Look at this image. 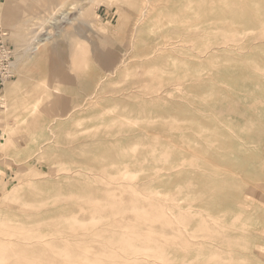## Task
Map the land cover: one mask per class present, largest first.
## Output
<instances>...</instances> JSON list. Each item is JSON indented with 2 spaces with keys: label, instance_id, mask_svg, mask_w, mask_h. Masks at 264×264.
<instances>
[{
  "label": "rangeland",
  "instance_id": "rangeland-1",
  "mask_svg": "<svg viewBox=\"0 0 264 264\" xmlns=\"http://www.w3.org/2000/svg\"><path fill=\"white\" fill-rule=\"evenodd\" d=\"M200 1L192 21L180 0H0L14 52L0 84V238L18 240L3 264H264V0ZM72 213L88 229H68ZM35 236L50 245L25 249ZM65 236L78 242L63 251Z\"/></svg>",
  "mask_w": 264,
  "mask_h": 264
},
{
  "label": "bare ground",
  "instance_id": "bare-ground-1",
  "mask_svg": "<svg viewBox=\"0 0 264 264\" xmlns=\"http://www.w3.org/2000/svg\"><path fill=\"white\" fill-rule=\"evenodd\" d=\"M151 1H152V0H151ZM221 1H223L222 3H224V4L226 3V5H227V3H229V0H221ZM233 1H235V0H232L231 4L234 3ZM241 1H242V0H240V3H241ZM246 1H247V0H246ZM252 1H255V0H252ZM256 1H257V0H256ZM258 1H259V0H258ZM140 2H141V0H140ZM140 2H139V3H140ZM238 2H239V1H237V3H238ZM244 2H245V1H244ZM244 2H243V3H244ZM217 3H218V2H217ZM247 3H250V1L247 2ZM255 3H256V2H255ZM260 3H262V2H259V6H258V7L261 8V9H260V11H261V10H262V7H260V5H261ZM128 4H129V3H128ZM180 4H181V5H180L179 9H183V10H184V16H188V15H189L188 10H189V11H192V12H190V13H193V14L196 16L195 19H191L192 21H195V20L197 19V17H198L197 15H198L199 13H201V12L203 11V9H204V10L206 9V8L202 5V3H201L200 0H180ZM220 4H221V3H220ZM245 4H246V3H245ZM245 4H244V5H245ZM250 4H251V3H250ZM252 4H253V2H252ZM137 5H138V4H137ZM140 5H141V4H140ZM159 5H160V4H159ZM215 5H216V4H215ZM246 5H247V4H246ZM246 5H245V6H246ZM255 5H257V3H256ZM217 6H219V3L217 4ZM220 6H221V5H220ZM230 6H231V5H230ZM232 6H233V5H232ZM248 6H250V5H248ZM262 6H263V4H262ZM151 7H152V6H151ZM153 7L155 8V6H153ZM209 7H210V6H209ZM225 7H226V6H225ZM227 7H229V4H228ZM251 7H252V6H250L249 8H251ZM133 8H134V7H133ZM142 8H143V7H142ZM149 8H150V7L147 6V7H145L144 10H143V9H142V10H143V12H144V11H148ZM213 8H214V7H213ZM221 8L223 9L224 7L221 6ZM221 8H219V9L221 10ZM247 8H248V7H247ZM253 8H255V7L253 6ZM253 8H251V9H253ZM135 9H136V8H135ZM219 9H218L216 12H218ZM244 9H245V8H244ZM251 9H250V10L248 9L249 12H251ZM155 10H156V9H155ZM206 10H207V9H206ZM227 10H232V9L229 8V9H227ZM227 10H226V11H227ZM239 10H240V9H239ZM181 11H182V10H181ZM222 11H223V10H222ZM222 11H221V12H222ZM241 11H242V10H241ZM208 12H209V11H208ZM212 12H213V11H212ZM212 12H211V13H212ZM223 12H224V11H223ZM232 12H233V11H232ZM242 12H244V11H242ZM20 13H21V12H20ZM140 13H141V12H140ZM224 13H225V12H224ZM208 14H209V13L206 14V18H207V16H208ZM220 14H221V18H222L223 13H220ZM220 14L218 15L219 17H220ZM228 14H229V13H228ZM258 14H259V13H258ZM261 14H262V13H261ZM53 15H54V14H53ZM199 15H200V14H199ZM209 15H210V14H209ZM214 15H215V13H214ZM225 15H226V13H225ZM229 15L231 16V14H229ZM244 15L247 16V17L249 18L248 15H246V14H244ZM253 15H254V13H253ZM259 15H260V14H259ZM43 16H45V15H43ZM68 16H69V15H68ZM189 16H190V15H189ZM195 16H194V17H195ZM232 16H233V14H232ZM234 16H236V15H234ZM263 16H264V15H263ZM263 16H262V17H263ZM38 17H39V16H38ZM38 17L36 16V18H38ZM49 17H50V15H49ZM140 17H141V16H140ZM140 17H139V18H140ZM209 17H210V16H209ZM223 17H224V16H223ZM237 17H239L238 14H237ZM241 17H242V16H241ZM241 17H240V18H237V19L242 20V18H244V16H243L242 18H241ZM26 18H27V16L25 17V19H26ZM29 18H30V17H29ZM29 18H27V20H28ZM44 18H45V17H44ZM63 18H64V17H63ZM66 18H67V17H66ZM74 18H75V17H74ZM141 18H143V17H141ZM206 18L204 19L205 22H206ZM216 18L218 19L217 14H216ZM226 18H227V16H226ZM235 18H236V17H234V19H235ZM252 18H253V17H252ZM259 18H260V22H263V21H264V20L261 21L262 19H261L260 16H259ZM259 18H258V19H259ZM45 19H46V18H45ZM45 19H44V20H45ZM179 19L181 20V18H179ZM201 19H203V18H201ZM227 19H228V18H227ZM229 19H232V18L229 17ZM263 19H264V17H263ZM23 20H24V19H23ZM34 20H35V19H34ZM37 20L39 21V19H37ZM37 20H35V24H37V23H36ZM46 20H47V19H46ZM46 20H45V21H46ZM49 20H50V19H49ZM60 20H61V19H60ZM63 20H64V19H63ZM72 20H73V19H72ZM240 20H239V21H240ZM245 20L247 21L248 19H245ZM25 21H26V20H25ZM31 21H32V20H31ZM56 21H57V20H56ZM69 21H70V20H69ZM200 21H201V20H200ZM202 21H203V20H202ZM202 21H201V22H202ZM208 21L210 22V20H208ZM252 21H253V19H252ZM256 21H257V18H256ZM20 22H21V21H20ZM29 22H30V21H29ZM41 22H42V21H41ZM41 22L39 21V23H41ZM66 22H67V21H66ZM217 22H220V21H217ZM225 22H226V21H225ZM225 22H221V23H225ZM234 22H235V20H234ZM253 22H255V20H254ZM44 23H45V22H44ZM80 23H81V22H80ZM177 23L185 24V23H186V18L182 19L180 22H177ZM199 23H200V22H199ZM227 23H228V21H227ZM230 23H231V22H230ZM230 23H228V24H230ZM248 23H249V22H248ZM186 24H187V23H186ZM189 24H190V23H189ZM203 24H204V23H203ZM216 24H217V23H216ZM235 24H236V23H235ZM242 24H243V23H242ZM253 24H256V22H255V23H252V27H253ZM263 24H264V22H263ZM263 24H261V25H263ZM86 25H87V24H86ZM201 25H202V24H201ZM208 25H209V24H208ZM208 25H207V26H208ZM226 25H227V24H226ZM256 25H258V23H257ZM256 25H254V26L256 27ZM183 26H184V25H183ZM188 26H189V25H188ZM192 26H193V25H192ZM195 26H196V25H195ZM207 26H206V27H207ZM228 26H232V25H228ZM238 26H239V25H238ZM243 26H244V25H243ZM245 26H246V25H245ZM25 27H26V26H25ZM186 27H187V25H186ZM197 27H199V26H197ZM263 27H264V26H263ZM28 28H29V27H28ZM178 28H181V27H178ZM201 28H203V27H201ZM235 28H237V27H235ZM240 28H241V25H240ZM248 28H249V27H248ZM253 28H254V27H253ZM186 29H187V28H186ZM211 29H212V28H211ZM229 29H230V28H229ZM246 29H247V28H246ZM244 30H245V28H244ZM257 30H258V29H257ZM175 31H176V30H175ZM254 31H256V29H255ZM49 32H50V31H49ZM135 32H136V31H135ZM242 32H243V31H242ZM256 32H257V31H256ZM21 33H22V32H21ZM38 33H39V32H38ZM51 33H52V32H51ZM204 33H205V32H204ZM220 33H222V32L220 31ZM240 33H241V32H240ZM245 33H246V32H245ZM248 33H249V32H248ZM252 33H253V32H252ZM252 33H250V34H252ZM262 33H263V32H262ZM262 33H261V34H262ZM62 34H63V33H62ZM134 34H135V33H134ZM256 34H257V33H256ZM258 34H259V33H258ZM65 35H66V34H65ZM186 35H187V34H186ZM189 35H190V34H189ZM255 36H256V35H255ZM255 36H254V38H255ZM261 36H263V35H261ZM27 37H28V36H27ZM177 37H178V35H177ZM182 37H183V36H182ZM50 38H51V36H50V34H49V36L46 37V38L44 39V41L50 40ZM52 38H54V37H52ZM52 38H51V39H52ZM180 38H181V37H180ZM221 38H222V37H221ZM249 38H250V37H249ZM249 38H248L247 40H249ZM252 38H253V37H252ZM252 38H251V39H252ZM41 39H42V38H41ZM181 39H182V38H181ZM52 40H53V39H52ZM133 40H134V39H133ZM218 40H219V38L217 39V43H220V42H218ZM247 40H246V41H247ZM102 41H103V40H102ZM180 41H181V40H180ZM183 41H184V40H183ZM192 41H193V40H192ZM254 41H255V40H254ZM40 42H41V41H40ZM40 42H39V43H40ZM50 42H52V41H50ZM103 42H104V41H103ZM177 42H178V41H177ZM39 43H38V44H39ZM46 43H47V42H46ZM44 44H45V42H43L41 45H44ZM169 44H170V43H169ZM175 44H176V42H175ZM177 44H178V43H177ZM183 44H184V43H183ZM220 44H221V43H220ZM49 45H50V43H49ZM55 45H56V44H55ZM160 46H161V45H160ZM168 46H169V45H168ZM170 46H171V44H170ZM172 46H173V45H172ZM228 46H229V45H228ZM31 47H32V46H31ZM35 47H36V49L41 48V46H35ZM158 47H159V46H158ZM163 47H165V45H164ZM216 47H217V46H216ZM225 47H226V46H225ZM225 47H224V48H225ZM231 47H232V45H231ZM231 47H229V48L232 50ZM79 48H80V47H79ZM159 48H160V47H159ZM185 48H186V47H185ZM210 48H211V47H210ZM217 48H218V47H217ZM217 48H216V49H217ZM220 48H221V45H220ZM156 49H157V47H156ZM175 49H176V48H175ZM216 49L214 48V50H216ZM28 50H29V49H28ZM88 50H89V49H88ZM131 50H132V49H131ZM154 50H155V49H154ZM157 50H158V49H157ZM159 50L161 51V49H159ZM159 50L156 51V52H159ZM164 50H165V49H164ZM164 50H163V51H164ZM166 50H167V47H166ZM173 50H174V48H173ZM180 50H181V49H180ZM206 50H207V49H206ZM206 50H205V51H206ZM240 50H241V49H240ZM86 51H87V50H86ZM182 51H183V50H182ZM87 52H88V51H87ZM153 52H154V51H153ZM156 52H155V53H156ZM218 52H219V51H218ZM218 52H217V53H218ZM89 53H90V52H89ZM176 53H177V52H176ZM206 53H207V52H206ZM206 53H205V54H206ZM208 53H209V52H208ZM208 53H207V55H208ZM210 53H211V52H210ZM231 53H232V51H231ZM234 53H235V52H233V54H234ZM162 54H163V53H162ZM162 54H161V55H162ZM213 54H214V52H213ZM48 55H49V54H48ZM154 55H156V54H154ZM199 55H200V54H199ZM207 55H206V56H207ZM152 56H153V55H152ZM152 56H151V57H152ZM158 56H160V55H158ZM184 56H185V55H184ZM235 56H236V55H235ZM77 57H78V56H77ZM82 57H83V55H82ZM208 57H211V55L208 56ZM83 58H84V57H83ZM218 59H219V58H218ZM251 59H252V58H251ZM251 59H250V60H251ZM69 60H70V59H69ZM80 60H81V59H80ZM147 60H148V59H147ZM199 60H200V59H199ZM243 61H244V60H243ZM248 61H249V59H248ZM85 62H86V60H85ZM254 62H255V61H254ZM256 63H257V62H256ZM122 64H123V63H122ZM212 64H213V63H212ZM118 65H119V64H118ZM257 65H258V64H257ZM255 67H257V66H255ZM259 67H260V66H259ZM115 68H116V67H115ZM120 68H122V66H121ZM120 68H118V69H120ZM206 68H207V67H206ZM206 68H205V69H206ZM261 68H262V67H261ZM118 69H117V71H118ZM203 69H204V68H203ZM254 69H255V68H254ZM256 69L258 70V68H256ZM263 69H264V68H263ZM259 70H260V68H259ZM115 71H116V70H115ZM203 71H204V70H203ZM262 71H263V70H262ZM76 73H77V72H76ZM111 75H113V74H111ZM155 79H156V78H155ZM101 80H102V79H101ZM101 80L99 81L100 83H101ZM198 80H199V79H198ZM103 82H104V80H103ZM153 82H154V79H153ZM179 82H180V81H179ZM178 84H179V83H178ZM57 85H58V84H57ZM102 85H103V84H102ZM102 85H101V86H102ZM142 85H143V84H142ZM135 86H136V85H135ZM159 86H160V84H159ZM163 86H166V85H165V84H161V86H160L159 89L157 90L159 93L156 92V95L154 94V96H151V95H148V96H150V97H152V98H156V97L160 96L162 93H164ZM33 87H34V86H33ZM175 87H176V86H175ZM257 87H258V86H257ZM259 87H260V86H259ZM148 88H149V87H148ZM148 88H147V89H148ZM261 88H262V87H261ZM31 89H32V88H31ZM141 89H142V88H141ZM165 89H166V88H165ZM29 90H30V89H29ZM98 90H99V89H98ZM178 90H179V89H178ZM30 91H31V90H30ZM43 91H44V89H43ZM141 91H142V90H141ZM160 91H161V92H160ZM263 91H264V90H263ZM95 92H96V91H95ZM152 92H153V91H152ZM154 92H155V91H154ZM169 92H170V91H169ZM44 93H45V92H44ZM27 94H28V93H27ZM29 94H30V93H29ZM143 94H144V93H143ZM152 94H153V93H152ZM158 94H160V95H158ZM25 95H26V94H25ZM31 95H32V94H31ZM168 95H169V94H168ZM29 96H30V95H29ZM35 96H36V95H35ZM35 96H34V97H35ZM36 97H37V96H36ZM87 97H88V96H87ZM38 98H39V96H38ZM89 98H90V97H89ZM97 98H98V97H97ZM129 98H131V97H129ZM85 99H86V98H85ZM90 99H91V98H90ZM36 100H37V99H36ZM39 100H40V99H39ZM34 101H35V100H34ZM34 101H33V102H34ZM89 101H90V100H89ZM94 101H95V99H94ZM33 102H32V105H33ZM28 103H29V102H28ZM34 104H37V105H38L39 102H38V103H34ZM80 104H81V103H80ZM114 104H115V103H114ZM26 105H27V104H26ZM116 105H117V104H116ZM80 106L82 107L83 105H80ZM114 106H115V105H114ZM29 107H30V106H29ZM31 107H32V106H31ZM36 107L39 108L38 106H36ZM78 107H79V105H78ZM27 108H28V107H27ZM27 108H26V109H27ZM123 108H124V107H123ZM30 109H31V108H30ZM80 109H81V108H80ZM111 109H112V108H111ZM34 110L36 111L35 108H34ZM107 110H110V108L107 109ZM137 110H138V109H137ZM141 110H142V109H141ZM141 110H140V111H141ZM144 110H145V109H144ZM27 111H28V110H27ZM114 111H115V110H114ZM114 111H113V112H114ZM30 112H31V111H30ZM30 112L28 111L29 114H30ZM141 112H143V110H142ZM145 112H146V111H145ZM26 113H27V112H26ZM131 113H132V112H131ZM143 113H144V112H143ZM31 114H32V113H31ZM135 114H136V113H135ZM149 114H151V113H149ZM260 114H261V113H260ZM214 115H215V114H214ZM16 116H17V115H16ZM143 116H144V114H143ZM33 117H34V116H33ZM73 117H74V116H73ZM132 117H133V116H132ZM15 118H17V117H15ZM23 118H28V117H27V116L24 117V115H23ZM58 118H61V117H56V118H54V120H56V119H58ZM259 118H261V117L259 116ZM259 118H258V119H259ZM128 119H129V118H128ZM131 119H133V118H131ZM145 119H146V118H145ZM147 119H148V118H147ZM68 120H70V118H69ZM126 120H127V119H126ZM129 120H130V119H129ZM133 120H134V119H133ZM136 120H140V119H136ZM141 120H142V119H141ZM260 120H261V119H260ZM18 121H19V120H18ZM115 121H116V120H115ZM122 122H123V121H122ZM135 122H136V121H135ZM135 122H134V123H135ZM137 122H138V121H137ZM141 122H142V121H141ZM13 123H14V122H13ZM113 123H114V122H113ZM130 123H131V122H130ZM132 123H133V122H132ZM147 123H148V122H147ZM257 123H258V122H257ZM121 124H122V123H121ZM124 124L126 125L127 123H124ZM116 125H117V124H116ZM131 125H132V124H131ZM136 125H137V124H136ZM102 127H103V126H102ZM106 127H107V126H106ZM108 127H109V126H108ZM152 127H153V126H152ZM12 128L14 129V127H12ZM15 129H16V128H15ZM20 129H21V128H20ZM14 131H15V130H14ZM12 133H13V132H12ZM94 133H95V132H94ZM196 133H197V132H196ZM10 134H11V133H10ZM198 135H199V134H198ZM218 135H219V134H218ZM20 137H21V136H20ZM11 138H12V137H11ZM12 139H13V138H12ZM156 139H157V138H156ZM156 139H155V140H156ZM6 140H7L6 143L9 144L8 141L11 140V139H10V137H9V139L7 138ZM155 140H154V141H155ZM157 140H158V139H157ZM190 141H191V140H190ZM47 142H48V141H47ZM255 142H256V141H255ZM48 143H49V142H48ZM50 143H51V142H50ZM188 143H189V141H188ZM213 143H214V142H213ZM213 143H212V144H213ZM2 144H5V143H2ZM10 144H11V143H10ZM12 144H13V143H12ZM46 144H47V143H46ZM130 144H131V143H130ZM130 144H128V145H130ZM157 144H158V143H156V145H157ZM196 144H198V143H196ZM0 145H1V143H0ZM14 145H15V144H14ZM128 145H127V147H128ZM131 146H132V144H131ZM134 146H135V145H134ZM146 146H147V145H146ZM154 146H155V145H154ZM129 147H130V146H129ZM136 147H137V146H136ZM136 147H135V148L132 147V149L130 148V149H131V152L136 151V150H135ZM189 147H190V146H189ZM0 148H1V147H0ZM41 148H42V147H41ZM41 148H40V149H41ZM137 148H138V147H137ZM133 149H134V150H133ZM153 149H155V148H153ZM189 149H190V148H189ZM102 150H103V149H102ZM132 150H133V151H132ZM147 150H148V149H147ZM167 150H168V149H167ZM154 151H155V150H154ZM154 151H153V153H154ZM165 151H166V149H165ZM165 151H164V153H165ZM151 152H152V151H151ZM156 152H157V151H156ZM167 152L170 153L169 150H168ZM164 153H163V155H165V154H166V156L169 155V154H167V153H165V154H164ZM196 153H198V152H196ZM154 154H155V153H154ZM170 154H171V153H170ZM134 155H135V154H134ZM100 156H101V155H100ZM161 156H162V153H161ZM133 157H134V156H133ZM162 157H163V156H162ZM162 157H160V158H162ZM160 158H159V159H160ZM163 158H164V157H163ZM163 158H162L161 160H164ZM170 158H171V157H170ZM159 159H158V160L156 159V160L159 161ZM168 159H169V158H168V156H167V159H166V160H168ZM37 161H38V160H37ZM144 161H145V160H144ZM166 162H168V161H165V163H166ZM155 163H156V162H155ZM158 163L160 164V161H159ZM111 164H112V163H111ZM111 164H110V165H111ZM126 164H127V163H126ZM161 164H163V163H161ZM53 165H54V164H53ZM53 165H52V166H53ZM55 165H56V164H55ZM117 165H118V164H117ZM157 165H158V164H157ZM164 165H165V164H164ZM179 165H180V164H179ZM179 165H177V166L180 167ZM183 165H184V164H183ZM104 166H105V165H104ZM106 166H107V165H106ZM111 166H113V165H111ZM167 166H169V165H166V167H167ZM170 166H171V164H170ZM218 166H219V165H218ZM54 167H55V166H54ZM157 167H158V166H157ZM157 167H156V168H157ZM163 167H164V166H163ZM220 167H221V166H220ZM159 168H160V167H159ZM170 168H172V167H170ZM172 169H173V168H172ZM176 169H177V168H176ZM119 170H120V168H119ZM166 170H167V169H166ZM78 171H79V170H78ZM162 171H163V170H162ZM162 171H161V172H162ZM33 172H34V171H33ZM75 172H76V171H75ZM19 173H20V172H19ZM72 173H73V172H72ZM107 173H108V172H107ZM120 173H121V172H119V174H120ZM139 173H140V172H139ZM52 174H53V173H52ZM108 174H110V173H108ZM119 174H118V175L116 174V175L119 176ZM131 174H133V173H132V172L130 173V172L127 171V170H126V171L124 170V172L122 171V173H121V175H123V176L126 177L127 179H128V178L130 179L129 182L126 181V182L129 183V184L132 183L133 180H134V178H135V177H132L134 174H133V175H131ZM136 174H137V172H136ZM22 175H23V174H22ZM25 175H26V174H25ZM35 175H36V173H35ZM106 175H107V174H106ZM114 175H115V174H114ZM159 175H160V174H159ZM33 176H34V175H33ZM111 176H112V178H113V174H111ZM117 176H116V177H117ZM134 176H135V175H134ZM163 176H164V175H163ZM28 177H29V176H28ZM98 177H99V176H98ZM114 177H115V176H114ZM159 177H160V176H159ZM75 178H76V177H75ZM102 178H103V177H102ZM104 178H106V177H104ZM108 178H109V180H110V178H111L110 175H109ZM161 178H162V177H161ZM63 179H64V178H63ZM71 179H72V178H71ZM159 179H160V178H159ZM65 180H66V179H65ZM97 180H98V179H97ZM111 180H112V179H111ZM113 180H114V179H113ZM150 180H151V179H150ZM23 181H24V180H23ZM28 181H30V180H28ZM79 181H80V180H79ZM116 181H118V180H116ZM20 182H21V181H20ZM31 182H32V181H31ZM80 182H81V181H80ZM85 182H86V181H85ZM119 182H120V181H119ZM26 183H27V182H26ZM133 183H134V182H133ZM142 183H143V182H142ZM161 183H163V182H161ZM19 185H20V184H19ZM19 185H18V186H19ZM86 185H87V184H86ZM88 185H89V184H88ZM135 185H136V184H135ZM13 187H14V186H13ZM32 187H33V186H32ZM180 188H181V187H180ZM3 189H4V188H3ZM18 190H20V188H16V189H15V192L17 193ZM36 190H37V189H36ZM155 190H156V189H155ZM157 191H158V190H157ZM116 192H117V191H116ZM120 192H121V190L119 191V193H120ZM150 192H151V191H150ZM158 192H159V191H158ZM158 192H157V193H158ZM8 193H9V192H8ZM8 193H7V194H8ZM72 193H73V191H72ZM74 193H76V192L74 191ZM77 193H78V192H77ZM155 193H156V192H155ZM178 193H180V191H179ZM178 193H177V194H178ZM123 194H124V193H123ZM125 194H126V193H125ZM127 194H129V193H127ZM149 194H150V193H149ZM152 194H153V192H152ZM160 194H161V193H160ZM168 194H169V193H168ZM177 194H176V195H177ZM189 194H190V192H189ZM178 195H179V194H178ZM18 196H20V195H18ZM146 196H147V195H146ZM15 197H16V196H15ZM54 197H55V196H54ZM54 197H53V198H54ZM63 197H64V196H63ZM65 197H66V196H65ZM121 197H122V196H121ZM56 198H57V197H56ZM58 198H59V197H58ZM58 198H57V199H58ZM169 198H170V197H169ZM20 199H21V198H20ZM60 199H61V197H60ZM111 199H113V198H111ZM176 199H177V198H176ZM78 200H79V199H78ZM169 200L171 201V199H169ZM172 200H173V199H172ZM0 201H1V200H0ZM106 201H107V200H106ZM47 202H48V201H47ZM47 202H46V203H47ZM55 202H56V201H55ZM176 202H177V201H176ZM176 202L174 201V202H172V203H175V204H176ZM181 202H182V201H181ZM183 202L185 203V201H183ZM96 203H97V202H96ZM96 203H95V204H96ZM101 203H102V202H101ZM106 203H108V202H106ZM143 203H144V202H143ZM178 203H180V201H179ZM14 204H15V203H14ZM40 204H41V203H40ZM98 204H99V203H98ZM98 204H97V205H98ZM189 204H190V203H189ZM53 205H54V204H53ZM97 205H96V206H97ZM100 205H101V204H100ZM177 205H181V204H177ZM190 205H191V204H190ZM39 206H40V205H39ZM78 206H79V205H78ZM148 206H149V205H148ZM169 206H170V207H168V209H169V208L171 209V208H172L171 206H173V205H169ZM188 206H189V205H188ZM42 207H43V206H42ZM173 207H174V206H173ZM181 207H183V206H181ZM181 207H180V208H181ZM29 208H30V207H29ZM133 208H134V207H133ZM176 208H178V206H177ZM180 208H179V210H180ZM186 208H187V207H186ZM188 208H190V207H188ZM81 209H82V208H81ZM84 209H85V208H84ZM84 209H83V210H84ZM170 209H169V210H170ZM173 209H175V208H172L171 210H173ZM191 209H192V208H191ZM23 210H24V209H23ZM187 210H188V209H187ZM195 210H196V208H195ZM195 210H194V214H195ZM80 211H81V210H80ZM183 211H184V210H183ZM183 211H180V212H183ZM188 211H189V210H188ZM188 211H186V212H188ZM196 211H197V210H196ZM26 212H27V211H26ZM74 212H75V211H74ZM76 213H77V212H75L74 214H76ZM170 213H171V212H170ZM188 213H190V211H189ZM197 213H198V212H197ZM199 213H201V212L199 211ZM174 214H175V213H174ZM178 214H179V213L177 212V215H178ZM207 214H208V213H207ZM225 214H226V213H225ZM72 215H73V213L71 214V218H70L68 215H67L66 217H63V219H66L64 222L66 223V227H67L68 229L72 230V232L88 229L87 227H89L90 225H89V226H86V223H85V222L87 221L86 219H85V220L83 219V221H80L79 219H77L78 216H77V218H75L74 216L72 217ZM77 215H78V214H77ZM113 215H114V214H113ZM192 215H193V213H192ZM197 215H200V214H197ZM201 216H202V215H201ZM237 216H238V215H237ZM67 217H68V218H67ZM80 217H81V215L79 216V218H80ZM95 217H96V216H95ZM104 217L106 218V216H104ZM212 217H214V216L212 215ZM212 217H211V218H212ZM218 217H219V216H218ZM239 217H240V216H239ZM56 218H57V217H56ZM61 218H62V216H61ZM81 218H82V217H81ZM81 218H80V219H81ZM107 218H108V216H107ZM235 218H237V217H235ZM240 218H241V217H240ZM10 219H12V218H10ZM63 219H62V220H63ZM99 219H100V218H99ZM99 219H98V220H99ZM102 219H103V217H102ZM221 219H222V218H221ZM238 219H239V218H238ZM238 219H237V221H238ZM6 220L8 221V219H6ZM32 220H33V219H32ZM90 220H91V219H90ZM90 220H88V221H90ZM93 220L95 221V219H93ZM93 220H91V221L94 222ZM105 220H106V219H105ZM159 220H160V219H159ZM10 221H11V223H13L12 220H9V223H10ZM28 221H30V220L22 221V222H21V223H22V227H20V228H25L26 226H28L27 224H30V223H28ZM38 221H39V220H38ZM38 221H37V222H38ZM48 221H49V220H48ZM91 221H90V222H91ZM100 221H101V219H100ZM103 221H104V220H103ZM234 221H236V220H234ZM17 222H18V221H17ZM215 222H216V220H215ZM217 222H218V221H217ZM217 222H216V223H217ZM241 222H242V221H241ZM5 223H6V222H5ZM41 223H42V221H41ZM43 223H44V222H43ZM98 223H99V222H98ZM98 223H97V224H98ZM103 223H104V222H103ZM38 224H39V223H38ZM48 224H49V223H48ZM56 224H57V223H56ZM60 224H61V223H60ZM95 224H96V223H95ZM243 224H244V223H243ZM34 225H35V223H34ZM91 225H92V223H91ZM186 225H187V224H186ZM228 225H229V224H228ZM245 225H246V224H245ZM245 225H244V226H245ZM219 226H220V225H219ZM94 227H95V226H94ZM94 227H93V228H94ZM96 227H97V226H96ZM100 227H101V225H100ZM176 227H177V225H176ZM187 227H188V226H187ZM227 227H228V226H227ZM65 229H66V228H65ZM119 229H120V228H119ZM231 229H232V228H231ZM239 229H240V228H239ZM7 230H8V229H7ZM117 230H118V229H117ZM123 230H125V229H123ZM128 230H129V229H128ZM228 230H230V229H228ZM233 230H234V229H233ZM127 232H128V231L126 230L125 233L128 234ZM147 232H148V231H147ZM125 233H122V234H125ZM191 233H192V232H191ZM118 234H120V233H118ZM201 234H202V233H201ZM223 234H224V233H223ZM242 234H243V233H242ZM247 234H248V233H247ZM74 235H75V233H74ZM128 235H129V234H128ZM191 235H192L191 238H194V237H195V236L193 237L194 233L191 234ZM249 235H250V234H249ZM2 236H5V235H2ZM116 236H118V235L116 234V231H115V232H113V235H110V236H109V238H110V239L118 238V239L113 240V242H120V241H122V240H121L122 238L124 239V236H125V235L122 236V235L120 234L118 237H116ZM126 236H127V235H126ZM155 236H156V235H155ZM189 236H190V235H189ZM97 237H98V236H97ZM103 237H104V236H103ZM106 237H107V236H106ZM131 237H132V236H131ZM208 237H209V236H208ZM210 237H211V236H210ZM100 238H101V237H100ZM129 238H130V237H129ZM160 238H161V237H160ZM187 238H188V236H187ZM206 238H207V237H206ZM6 239H7V238H6ZM61 239H62V240H61L60 242H61V245H62V246H61V249H60V250H63V251H64V250H70V249H69V246L72 245V243H73L72 240H76V242H78V240H77V236H74V237H72V238H71V236H65V237H61ZM110 239H109V240H110ZM119 239H120V240H119ZM188 239H189V238H188ZM238 239H239V238H238ZM104 240H106V239L104 238ZM189 240H190V239H189ZM17 241H18V240H9V239H8V242H7V241H5V240L3 239V237L0 238V244H3V243H5V242H7V243L5 244V246L2 245V248H0V249H1V251H0V264H3V263L5 262V260H6V255H7V250H10V248H9L7 245H9L10 247H11V246H14V248H15V244H16V243L18 244ZM110 241H111V240H110ZM21 242H22V245H23L24 247H28V248H25V249H31V248H34V247H38L39 245H40V246H44V245H47V244L50 245V243H51V242H49V240H47V239H46L45 241H39V236L26 238V239L22 240ZM21 242H20V243H21ZM207 242H208V241H207ZM123 243H126L125 245H126V247L129 248V250H133V249L135 248L134 242H132L131 240H127V239H126ZM201 243H202V242H201ZM199 244H200V242H199ZM203 244H204V243H203ZM208 244H209V242H208ZM22 245H21V246H22ZM138 245H139V243H138ZM205 245H207V244H205ZM212 245H213V244H212ZM212 245H211V246H212ZM59 246H60V245H59ZM199 247H200V246H199ZM246 247H247V246H246ZM14 248H11V250L14 249ZM59 248H60V247H59ZM173 248H174V247H173ZM173 248H171V249H173ZM203 248H204V247H203ZM151 249H152V248H151ZM246 249H247V248H246ZM11 250H10V251H11ZM141 250H143V249H141ZM148 250H150V249L148 248ZM154 250H156V249L154 248ZM167 250H168V249H166V250L164 249V251H167ZM202 250H203V249H202ZM13 251H14V250H13ZM168 251H169V250H168ZM168 251H167V252H168ZM8 252H9V251H8ZM16 252H17V251H16ZM16 252H14V253H16ZM149 252H150V251H149ZM162 252H163V251H162ZM179 252H181V251H179ZM215 252H216V251H215ZM145 253H146V255H147L148 252H145ZM170 253H171V252H170ZM172 253H175V252H172ZM181 253H182V252H181ZM190 253H191V251H190ZM197 253L199 254V253H201V251H199V252H197ZM197 253H196V255H197ZM208 253H209V252H208ZM210 253H211V252H210ZM216 253H217V252H216ZM9 254H10V253H9ZM18 254H19V253H18ZM66 254H67V253H66ZM129 254H136V255H134V258H135V259H139V258H142V257H143V256L140 257V256H141L140 254H144V253H142V252H138V253H136V252H129ZM165 254H166V253H165ZM176 254H177V252H176ZM206 254H207V253H206ZM213 254H214V253H211V255H213ZM217 254H218V253H217ZM62 255H65V252H64V254L62 253ZM96 255H98V257H97L98 259H99V258H103V257H113V256H114L112 252H110V253L101 252V253H97ZM125 255H126V254H125ZM150 255H151V254H150ZM152 255H153V254H152ZM170 255H171V254H168L167 256H170ZM199 255H200V254H199ZM199 255H198V256H199ZM218 255H219V254H218ZM144 256H145V254H144ZM167 256H166V257H167ZM183 256L185 257L184 254H183ZM183 256H182V258H183ZM215 256H216V255H215ZM258 256H259V255H258ZM24 257H25V256H24ZM63 257H64V256H63ZM67 257H68L69 259L71 258L69 261H71V260L74 261V260L77 258V255H76V253L74 254V253H69V252H68V255H66V257H65V259L68 260ZM128 257H129V256H128ZM147 257H148V255H147ZM147 257H146V258H147ZM149 257H150V256H149ZM175 257H176V256H175ZM203 257H204V255H203ZM210 257H211V256H210ZM216 257H217V256H216ZM85 258L89 259L90 257H89V255H88V256L85 255ZM143 258H144V257H143ZM146 258H145V259H146ZM150 258H151V257H150ZM155 258H156V257H155ZM155 258H154V259H155ZM195 258H196V257H195ZM204 258H205V257H204ZM207 258H208V257H207ZM212 258H214V257H212ZM128 259H130V257H129ZM131 259H132V257H131ZM174 259H175V258H174ZM197 259H198V258H197ZM101 260H102V259H101ZM182 260H185V258L182 259ZM189 260L191 261V259H189ZM192 260H194V258H193ZM198 260H199V259H198ZM200 260H201V259H200ZM72 261H71V262H72ZM87 261H88V260H87ZM150 261H151V260H150ZM155 261H156V260H155ZM147 262H148V260H147ZM175 262H176V261H175ZM177 262H178V260H177ZM184 262H185V261H184ZM192 262H193V261H192ZM67 263H68V261H67ZM179 263H180V262H179ZM179 263H178V264H179ZM188 263H189V262H188ZM198 263H199V262H198ZM209 263H210V262H209ZM73 264H74V263H73ZM103 264H105V263H103ZM166 264H167V263H166ZM173 264H175V263H173ZM186 264H187V263H186ZM190 264H191V263H190ZM227 264H228V263H227Z\"/></svg>",
  "mask_w": 264,
  "mask_h": 264
},
{
  "label": "built area",
  "instance_id": "built-area-1",
  "mask_svg": "<svg viewBox=\"0 0 264 264\" xmlns=\"http://www.w3.org/2000/svg\"><path fill=\"white\" fill-rule=\"evenodd\" d=\"M7 33L0 26V84L12 76V63L14 60L13 49L6 43L5 36Z\"/></svg>",
  "mask_w": 264,
  "mask_h": 264
},
{
  "label": "crops",
  "instance_id": "crops-1",
  "mask_svg": "<svg viewBox=\"0 0 264 264\" xmlns=\"http://www.w3.org/2000/svg\"><path fill=\"white\" fill-rule=\"evenodd\" d=\"M4 89V86L2 87V85H0V96L2 94V90Z\"/></svg>",
  "mask_w": 264,
  "mask_h": 264
}]
</instances>
